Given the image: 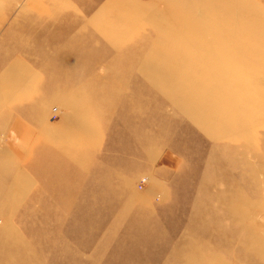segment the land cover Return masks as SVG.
<instances>
[{"label":"rangeland","instance_id":"1","mask_svg":"<svg viewBox=\"0 0 264 264\" xmlns=\"http://www.w3.org/2000/svg\"><path fill=\"white\" fill-rule=\"evenodd\" d=\"M174 182L250 247L164 253ZM263 227L264 0H0V264H264Z\"/></svg>","mask_w":264,"mask_h":264},{"label":"crops","instance_id":"2","mask_svg":"<svg viewBox=\"0 0 264 264\" xmlns=\"http://www.w3.org/2000/svg\"><path fill=\"white\" fill-rule=\"evenodd\" d=\"M32 129H34L32 130L34 132L33 136H26V139L33 141L30 147H32V150H35L40 146L39 141L42 140V137L38 133H41V129H44H40V127ZM13 130L12 135L17 139L14 138L13 144L10 142V145L18 144L15 141H18V138L25 131L24 128L18 129L22 130V133H19L15 128ZM20 148H24L23 142H21ZM16 149L19 148L17 147ZM213 178L214 176L209 175V182ZM185 185L191 184L186 182L169 183L167 186L175 190V196L164 198L160 207V217L163 223L162 230L164 231L163 245L166 247V249L164 248V253L171 252L172 248H174L173 254H191L200 250L197 247L200 244L213 245L208 249L202 247L201 250L204 252H208L209 249L213 250L214 245V250L216 251L250 247L248 243L246 245L238 243L244 242V240L234 237V234H244L243 230L238 229L237 226L248 225V216L239 210L235 214L230 212L233 207L231 206L233 199L229 193L217 195L214 191L212 193L210 191V196L203 197V194L201 195L199 191L200 195L193 191L189 194L186 189L190 187ZM236 193L237 190L233 194ZM238 194L242 195L241 190H239ZM235 200L238 204L237 207L241 208L239 206L242 203L241 199ZM228 203L229 205L227 206ZM226 208H228L227 211H230H225ZM249 233L250 230L246 229L245 234L248 235Z\"/></svg>","mask_w":264,"mask_h":264},{"label":"built area","instance_id":"3","mask_svg":"<svg viewBox=\"0 0 264 264\" xmlns=\"http://www.w3.org/2000/svg\"><path fill=\"white\" fill-rule=\"evenodd\" d=\"M146 181H142L143 184H145Z\"/></svg>","mask_w":264,"mask_h":264}]
</instances>
